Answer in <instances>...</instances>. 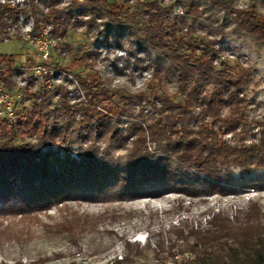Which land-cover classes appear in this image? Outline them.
Segmentation results:
<instances>
[{"label": "trees", "instance_id": "trees-1", "mask_svg": "<svg viewBox=\"0 0 264 264\" xmlns=\"http://www.w3.org/2000/svg\"><path fill=\"white\" fill-rule=\"evenodd\" d=\"M41 1L50 12H37L36 31L50 21L56 36L77 26L70 8L55 7L61 0ZM85 1L99 8L92 10L90 24L106 17L105 31L119 44L125 36L135 39L151 58L160 84H172L176 92L151 85L149 94L117 102L110 90L79 77L89 103L70 105L59 87V107L53 110L48 97L53 90L43 87L46 93L40 101L34 98L32 109L24 104L14 120L0 119V215L42 213L69 201L136 197L151 187L191 196L201 193L198 186L203 193L226 192V186L235 185L234 170L242 177L264 170V119L246 115L252 104L246 93L251 68L232 66L223 48L216 47L219 42L169 22L174 6L145 2L125 8L110 0ZM197 1L182 3L186 14H202ZM211 1L220 7L233 4ZM10 12L16 18L18 13ZM233 13L239 26L264 44V17L256 7ZM16 67L13 56L0 55V80L8 89ZM146 104L152 115H143L141 125L136 108L143 114ZM228 135L239 139L229 144ZM261 211L253 204L244 222L219 213L207 229L180 230L191 259L155 264H264ZM131 247L126 243L125 257L113 264H132Z\"/></svg>", "mask_w": 264, "mask_h": 264}, {"label": "rangeland", "instance_id": "rangeland-1", "mask_svg": "<svg viewBox=\"0 0 264 264\" xmlns=\"http://www.w3.org/2000/svg\"><path fill=\"white\" fill-rule=\"evenodd\" d=\"M110 1L125 8L142 4L136 0ZM45 3L41 0H0V34H5L0 40V55L13 56L17 65L27 66L23 29L34 24L36 36L50 25L54 31L52 21L36 31L37 12H50ZM197 5L202 11L200 16L186 14L182 7L177 13H168V21L177 24L184 32L191 28L199 36L219 42L216 47L223 48V56L231 61L232 66L252 69L251 83L246 91L252 104L246 115L251 120L264 119V44L244 31L233 13V10L244 11L254 5L256 14L264 17V0H244L243 9H237L234 1L230 7H220L211 0H198ZM55 7L70 8L75 21H78L77 26L71 27L66 34H54L61 39L59 51L67 52L63 56L58 51L54 52L57 70L70 72L78 82L62 86L64 99L70 105L89 103L79 77L100 84L101 89L110 90L117 102L122 96L149 94L151 85L171 94L176 92L174 85L160 84L159 76L153 73L155 68L151 58L135 39L125 36L119 44L115 35L105 31L106 17H98L96 25L90 24L93 20L91 12L99 9L98 6L85 0H61ZM10 10L18 13L16 18ZM5 38L8 40L4 41ZM101 49L108 52L103 59ZM121 52L124 55H120ZM78 59H82L79 64ZM98 62L104 65L100 70L96 68ZM117 79L120 83L113 88L112 84ZM43 87L47 89L29 81L25 108H33L36 104L34 98L40 101L38 97L42 98L46 93ZM52 90L48 91V97L51 108L55 110L59 107L60 92L57 85ZM136 109L138 117L135 121L142 125V116L152 115L151 105L146 104L143 114L140 107ZM236 139H239L236 135L226 137L229 144ZM72 150L75 152L77 147ZM113 154H116L114 150ZM72 156L77 158L75 153ZM234 175L232 184L235 185L226 186V192L203 193L198 186L201 193L191 196L173 191L164 194L151 187L155 195L150 191L107 202L69 201L49 211L27 216L3 212L0 215V264H113L125 257L126 243L132 245V264H155L158 260L168 263L187 261L191 259L192 249L179 239L180 230L187 234L192 228L207 229L209 221L219 213L232 220L238 217L240 222H244L253 204L261 207L260 219L264 224V170L242 177L236 169Z\"/></svg>", "mask_w": 264, "mask_h": 264}, {"label": "built area", "instance_id": "built-area-1", "mask_svg": "<svg viewBox=\"0 0 264 264\" xmlns=\"http://www.w3.org/2000/svg\"><path fill=\"white\" fill-rule=\"evenodd\" d=\"M133 1L135 0H132V2ZM136 1L141 3L158 2L162 5L168 4L169 6H174V11L177 13L182 10V3L187 0ZM233 1L237 9H243L244 0ZM3 37H5V34H0V40ZM7 40V38L4 39V41ZM22 41L25 42L27 46L24 50L27 66L16 64V74L13 79L12 88H6L0 80V119L14 120L18 109L25 103H28L27 100H25L24 92L27 90L29 81L40 86H45L49 90H52L55 85L59 88L66 86V84L78 83L70 72L66 73L57 70L56 63L53 60L54 52L58 51L61 56L67 55V52L65 50L63 52L59 51L61 39L54 35L51 25L49 27H44L38 36H36L34 32V24L26 26L23 29ZM231 57L234 58V55ZM223 58L225 57L223 56Z\"/></svg>", "mask_w": 264, "mask_h": 264}, {"label": "clouds", "instance_id": "clouds-1", "mask_svg": "<svg viewBox=\"0 0 264 264\" xmlns=\"http://www.w3.org/2000/svg\"><path fill=\"white\" fill-rule=\"evenodd\" d=\"M101 51V59H103V58H105V57H107L108 56V52H107V50H105V49H101L100 50ZM120 55H124V53H119ZM104 67V65L102 64V63H97L96 64V68H97V70H100V69H102ZM118 83H120V80L119 79H117V80H115L114 82H113V84H112V87L113 88H115L116 87V85L118 84ZM133 92H135V89H133Z\"/></svg>", "mask_w": 264, "mask_h": 264}]
</instances>
